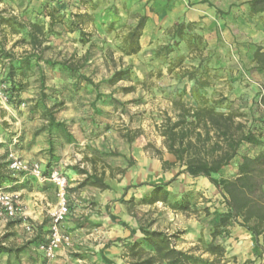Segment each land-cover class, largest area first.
I'll return each mask as SVG.
<instances>
[{
    "label": "rangeland",
    "instance_id": "rangeland-1",
    "mask_svg": "<svg viewBox=\"0 0 264 264\" xmlns=\"http://www.w3.org/2000/svg\"><path fill=\"white\" fill-rule=\"evenodd\" d=\"M154 1L56 0L55 4L50 7H44L40 15L45 17L52 7H56L58 14L63 16V22L66 27H68L70 21H76L78 23L77 26L79 25L84 29L86 36H88L87 38H90L89 40L93 36L97 37L90 44L91 47L92 45L97 47L98 42H102L103 47H106L108 44L104 52L107 58L103 57L102 61L103 70L93 73L95 78L102 77L104 80H110L116 71L127 69L129 66H132V61L136 62L137 71L135 73L132 72V74L130 72L126 79L119 81L121 89L124 88L126 90V88H130L131 90H126L127 92L125 94H122L121 90V94L118 96L119 102L116 108H114V112L107 114L104 120L103 128L106 130L111 129V134H107L105 137H96L98 142L95 145L100 146L104 157L98 159L96 166L91 165L89 160L88 163L90 167L97 168L98 175L104 173L105 181L113 184V191L109 193H120L121 196L128 198L125 202L131 204V207L134 206L132 210L134 211L133 217L137 227L147 226L149 229L163 230L172 236L178 249L190 251L197 256L207 258L209 257V253L206 251L207 243L205 242V235L209 237L210 234L212 236L214 221L217 219V216L213 217L211 212H209L211 211L209 210L211 206L204 208L202 205L208 201L213 203L218 202L224 196L223 192L216 186L214 187V184L208 177L203 175L195 176L191 178L192 181L185 182V185L198 187V190L196 192L194 191L195 195H190L192 203H198L194 210H191V206L186 210L175 209L159 201L152 204L148 210L146 206V211H144L143 205L139 201H135V197H131V194L139 195V192L143 191V184L127 183V186L124 187V184L127 182V172L135 163V160L130 158L133 151V140H135L134 143L137 141L141 143L145 142L146 152H150L153 160H159L158 164L152 167V187L157 183H161L159 181L165 180L166 182L164 183L172 193V196L177 198L183 197L180 193L184 189V186L180 185L181 182H179V179L181 173L186 172V167L180 169L184 164L177 161L176 156L169 152L162 132L165 125L169 123V119L173 122L178 119L182 104H194L195 101L191 94V89L185 92L181 87L189 81L184 76L185 71L192 70L193 66H197L201 58L204 59V65L207 64L208 69L213 71L209 72V74L211 73L210 75L212 76L215 74L216 77L211 76L210 86L202 89V93L211 101L217 102L219 110L233 112L237 115V120L242 121L247 126L251 125L254 129H259L264 119V108L256 103L255 99L259 97L261 87L264 90V71L262 75H259L260 71L252 63L251 56L256 46L260 45L264 48V13L250 18V20L257 23L255 27L251 24V31L245 29L242 26L243 24L232 23L227 25L229 31L235 36V39H227V42H224V51L226 50L233 57L230 58L232 61L230 64L228 62L225 65L222 62L220 57L223 54L220 50L217 51V49H213L208 45L202 52L195 51L191 53L186 40L177 42L176 39L172 38L170 30L174 25L170 28L164 27L161 35L154 36L150 40L145 41L146 46L144 52L134 55L129 63L128 58L125 56L128 54L125 52V47L127 46L124 39L130 27L137 24L139 16H148L147 14L154 11L152 8ZM23 12L21 10L17 12V9L11 5L7 7L3 6L0 8V24H12L13 31H26V28L23 27L25 24L16 20L19 16H23L21 13H27L26 9ZM189 23H193V25L191 29L186 30L188 37L202 35L206 41L202 34L203 28L201 23L187 22L186 24ZM54 31L56 33L58 32V30ZM248 33L252 36H249ZM246 37H251V41L244 40ZM6 39L10 46L9 37ZM11 40H13V37ZM25 41L26 38L23 34L17 42L19 44H25ZM184 42L187 44L185 51L181 47V45L185 44ZM168 48L173 50L167 53ZM8 49L12 52L9 53L7 50H0V81L6 85L5 92L8 95L6 104L4 106L0 105V135L2 133L4 135L2 138V135L0 136V163L7 164L9 163V155L11 152H15L21 156L19 152L17 153V150L26 149L25 145L23 148L20 147L21 138H30L32 130L34 129L31 118L24 120L25 123L23 122L24 114L28 112L29 107L24 102L33 98V96H28V94L31 95L29 86L16 81V75L20 74L19 70L15 76H11L10 73L13 69L12 67H16L14 65L18 66L23 61V59L18 60V57L23 56L26 52L25 50L19 49L12 50L11 47ZM58 51L51 50L52 56L50 60H54L55 62L67 61L76 65L80 64L81 60L79 58L68 56L67 52L64 55H60ZM8 55H11V57H8ZM228 65L235 67L238 71L244 69L243 71L245 72H238L240 75L237 76L232 73L230 79L219 80L218 78L224 75L223 71H225ZM201 72L202 70L199 73ZM190 83L192 84L191 81ZM235 86H238V92H235ZM23 92H25L24 98L21 96ZM57 99L58 102L55 101L52 106L59 109V107H62L59 103V101H62V98L58 96ZM4 117L6 118L4 119ZM22 127L26 130L25 132H20ZM24 133L25 136L23 135ZM129 136H133L134 139L130 141ZM212 143L213 141H209L207 147H211ZM203 152L201 155H204ZM259 153H262V146L260 144L245 142L240 149L239 156L230 165L224 167L216 176L226 178L236 177L241 155L248 154L255 156ZM166 156H170L176 160H168L171 165L163 167L162 159L165 160ZM25 159L32 162L31 159ZM107 159H112L114 166L109 164ZM124 163H126L125 168H123ZM176 169H179L178 173L171 176V173ZM7 171L8 178H5L3 184L12 192L18 193L22 188L26 189V191H33L36 185H43V183H50V185L55 186L52 182L39 181L30 173H14L8 167ZM24 192L20 193L23 194ZM52 192L56 195V202L58 204L57 188L55 191V187L52 186ZM101 192L103 193V191ZM187 194L188 192H185L184 195ZM127 204L125 203V205ZM86 207L95 209L93 203L86 204ZM128 209L130 214V208ZM23 212V217L10 220L2 229V237L5 242L4 246L12 249H20V251L17 253L0 252V264H33L32 257L34 256L33 252H35L33 246L38 243V249L41 251L39 248L41 243L47 242L51 237L50 228L49 230L44 229V232L41 234L36 222L28 217L24 209ZM101 216L106 217L107 214L102 213ZM115 217H111V220L108 219L109 223H106L104 220H101L102 222H93L87 219L88 216L86 215L72 214L70 212L67 219L61 225L62 233L68 235L69 240L62 242L56 256L52 259L47 258L41 251V264H52L53 261L60 257L59 251L64 245H71L67 252L69 260L66 264H97V258L100 259V255L103 253L105 247L116 245L114 242L127 240V238L117 237V235L123 229L122 227L129 228L128 224L122 221L121 217H119L120 220L117 219L118 216ZM193 220L199 222V225H201L199 229L202 227L199 238L196 237V232H194ZM26 222H33L35 224L33 232L26 230ZM51 222L52 218L50 227ZM123 222L126 223V226L122 224ZM117 223L120 226H117ZM140 234V237L136 240L143 237L141 230ZM225 241L224 237L218 238V242L223 243L226 247L225 264H244L245 262L243 263V260L240 258L241 256L232 253V251L234 252L233 245H237L238 241L233 240V244L225 243ZM131 242L133 240L129 243ZM103 244L105 246L101 247ZM78 245L83 248H77ZM127 251V247L123 248L121 255H123L125 263L130 264L131 259L127 256ZM103 263L105 262L103 261ZM55 264H58V262H55ZM121 264L124 263L122 262Z\"/></svg>",
    "mask_w": 264,
    "mask_h": 264
},
{
    "label": "crops",
    "instance_id": "crops-1",
    "mask_svg": "<svg viewBox=\"0 0 264 264\" xmlns=\"http://www.w3.org/2000/svg\"><path fill=\"white\" fill-rule=\"evenodd\" d=\"M247 1L248 0H209V2H204V0H155L152 6L154 11L147 14L145 27L140 37L141 50L136 54L144 52L146 46L145 41L150 40L154 36L157 37L161 35L164 27L170 28L179 22H200L203 28L202 34L206 39L207 45L213 49H217V51L220 50L223 54V56L220 57L222 62L225 65L228 64V62L230 64L232 62L230 58L233 57H231L226 50L224 51V42H227V39H235V36L229 31L227 25L232 23L243 24L242 26H244L245 29H249V31H251L252 25L254 27L257 25L255 21L250 20L252 17L249 15L250 11ZM55 2L56 0H0V8L11 5L17 9V12H19V10L23 12L24 9H26L27 13H21L23 16H19L16 19L17 21L24 24L29 21H38L44 23L46 29H48L51 19L48 14L44 17L40 15V12L44 7H50L55 4ZM219 10L223 13L219 12ZM11 26L12 24L8 23L0 24V50H7L9 53L12 52L8 49L10 47L12 50H25L26 53L18 57V60H24L25 57L33 53L32 47L28 42L19 44L17 41L23 34L26 40H29L27 34L28 30L26 28V31L22 32L13 31ZM54 30H58V32L56 33L53 31L47 34V40L43 42L42 46L35 52L36 54L31 58V63L22 67L21 70H23L25 74H17L15 77L17 82L25 83L26 86H29L31 95L28 94V96H33V98L24 102L29 107L28 112L24 114L25 117H23V122L31 118L34 124L31 137H23L20 141V147L23 148L25 145L26 149H19L17 153L19 152L23 158L25 157L32 161L40 162L46 174H49L53 169L58 167L63 169L69 180L70 187L68 189V199L72 214L86 215L88 216L87 219L93 222H102L101 220H104L106 223H109L111 217L118 216V220H120L119 217H121V220L128 224L129 228L122 227L123 229L119 231L120 234L118 233L117 235V237L127 238V240L114 242L116 245L105 247L103 253L100 255V259L97 258V264H121L122 262L126 264L123 260V255H121L123 248H126V245L131 240L135 241L141 235L140 228L136 226L133 217L134 211L132 209L134 206L131 207V204L125 202L128 200L126 196L123 197L120 193H109L113 191V184L109 181L105 182L109 184L110 188L105 190L90 185L83 186L82 183L86 178V174L81 173L80 169H87L90 174L98 173L97 168L90 167L88 163L89 160L91 165L96 166L98 159L104 157L100 146L95 145V143L98 142L96 137H105L107 134H111V129L106 130L103 128L104 120L107 114L114 112V108H116L119 102L118 96L121 94V90L122 94H125L127 91L124 88H120L119 81L112 83L109 80H104L102 77L95 78L93 76V73L103 70L102 61L103 57L107 58L104 52L108 44L106 47H103V43L98 42L97 47L95 45L91 47L90 44L97 38L96 36H93L91 40L83 42L81 32L69 31L64 22L58 23L54 27ZM249 36L252 35L249 34ZM7 37L10 39V46L6 41ZM12 37L13 40H11ZM236 37H238V35H236ZM251 39V37L244 38V40L247 41H251ZM184 43L185 44L181 45V47L182 50L185 51L187 44L186 42ZM51 50H59L58 52H60V55H64L67 52L68 56L79 58L81 61L78 65V71L76 72L64 67L60 63L63 61L55 62L54 60H50L52 56ZM136 54L125 55L129 63ZM38 55L41 57L39 60L36 59ZM132 62V66L127 68L131 74L137 71L136 62ZM21 64L22 63H20V65ZM243 70L244 69L241 71L245 72ZM241 71L228 65L225 71H223L224 75L218 79H230L232 73L237 76L240 75L239 73ZM259 71V75H262L263 71ZM209 72L213 71L210 70ZM82 76L90 78L93 82L85 80ZM212 77L216 78L215 74ZM190 84V81H188V83H184L181 88L187 92V90L192 87V84ZM235 90V92L239 91L238 86H235ZM24 93L25 92L21 95L23 98ZM58 96L62 98V101H59L62 107H59V109L52 106L55 101L58 102ZM49 112H52L55 118L54 123H50L48 120L47 115ZM5 118L6 117H4V119ZM25 131L24 127L20 129V132ZM1 135L2 138L4 135L3 133ZM23 135L25 136V133ZM134 141L135 140H133V151L130 158L135 160V163L127 172V182L124 184V187L127 186V183L143 184V191L139 192V195L131 194V197H135V201H139V203L143 205V210L146 211V206L148 210L152 205L146 202V199L151 196L153 190L151 185L152 167L156 166L159 160H153L150 152H146L145 142L141 143L137 141L134 143ZM165 160L175 161L176 159L166 156ZM107 161L114 166L112 159H107ZM125 167L126 163L123 164V168ZM184 167L186 166L183 165L180 169H184ZM178 171L179 169H176L171 173V176L178 173ZM193 177L195 176L188 172L181 173L179 182H181V186H184V189L180 193L181 195H184L185 192L190 193L191 196L195 195L194 191L196 192L198 187L194 185H185V182L192 181L191 178ZM159 182L164 183L166 181L161 180ZM52 186L55 187L56 191V185L43 183V185H36L35 187L37 189L35 188L33 191H26V189L22 188L20 192H25L23 194L18 192L24 211L31 220L36 222L41 234L44 232V229L49 230L51 221L50 211H52L53 207L57 204V198L52 192ZM101 191H103V193ZM89 203H93L95 209L87 208L86 204ZM125 203L127 205H125ZM197 205L198 203H192L191 210H194ZM202 206L204 208L211 206L209 208L211 211L209 212H211L213 217H219L221 214L228 211L226 198L224 196L216 203L208 201ZM127 207L130 208L131 215ZM108 210L110 212L109 214ZM102 213H106L107 216H101ZM192 222L196 237L199 238L202 227L199 229L201 225H199L198 221L193 220ZM116 225L120 226L119 223ZM228 231L229 235L224 237L226 240L225 243L233 244V240L238 241L237 245H233V254L241 256L240 258L243 260V263L248 260H254V264H264V233L262 236L258 237L249 229L238 223L229 225ZM211 240L212 236L210 234L209 237L205 235L206 243H209ZM38 245L39 244L36 243L33 246V250H35V252H33L34 256L32 257L33 264H41L42 252L39 251ZM69 246L64 245L62 247L59 251L60 257L53 261L52 264H55V262H58V264L67 263L69 260L67 253ZM104 246L105 244L101 247ZM77 248L83 247L78 245ZM105 257L112 261V263H108ZM103 261L105 263H103Z\"/></svg>",
    "mask_w": 264,
    "mask_h": 264
},
{
    "label": "trees",
    "instance_id": "trees-1",
    "mask_svg": "<svg viewBox=\"0 0 264 264\" xmlns=\"http://www.w3.org/2000/svg\"><path fill=\"white\" fill-rule=\"evenodd\" d=\"M209 2V0H204ZM249 15L255 17L264 13V0H248ZM219 12H222L219 10ZM51 19L49 28L41 22H26L23 26L28 30V42L33 50L32 54L21 61V65L12 67L11 76H15L19 69L20 74L24 65L31 63L35 52L47 40L48 35L54 31V27L63 22V16L58 14V9L52 7L48 11ZM147 16L141 15L136 25L131 26L124 42L126 54H136L141 50L140 37ZM76 21H70L67 29L69 31H80L83 42L89 39L84 29L77 26ZM193 23L185 22L176 23L170 30L172 38L179 41H187L191 53L195 51L202 52L207 47V43L202 35H193L188 37L187 29H191ZM176 42V43H177ZM173 49H167V53ZM1 54V52H0ZM11 57V55H8ZM40 55L36 56L39 60ZM13 61V58H12ZM11 61V62H12ZM251 61L256 69L264 71V48L256 46ZM64 67L78 71L79 66L67 61L60 62ZM206 64V63H205ZM192 70L185 71L184 76L192 82L191 94L194 97V104H182L178 119L165 125L162 135L165 137V143L170 153H173L177 161L186 166L185 171L193 176H206L210 181L220 189L228 206V211L217 217L214 221L212 231V240L206 244V251L209 257L204 258L197 256L190 251L178 249L172 239V236L163 230L149 229L147 226H141L143 234L141 239L127 244V256L130 257V264H225L226 247L223 243L218 242L219 237L229 235L228 226L232 223H238L249 229L256 236H262L264 233V119L259 129L247 126L242 121L237 120V115L233 112H226L218 109L217 102L211 101L202 93V89L210 86L209 69L207 64L204 65V59H199L197 66ZM17 69V70H16ZM202 70V74L199 73ZM130 74L128 69L116 71L109 80L114 83L123 79ZM200 74V75H199ZM206 76V77H205ZM83 77V76H82ZM89 82H93L88 77H83ZM126 90H131L126 88ZM45 95V94H44ZM255 102L259 104L256 97ZM264 104V98H262ZM50 123L55 122L52 112L48 113ZM133 136H129L132 141ZM213 141L211 147L207 143ZM245 142L260 144L262 153L255 156L248 154L241 155L238 163L237 176L234 178L217 177L221 170L230 165L231 162L239 156L241 147ZM204 151V155H201ZM163 161V167L171 165L168 160ZM8 164L0 163V185H3L5 178H8ZM80 172L86 174L82 185L98 187L102 190L110 188L105 182L104 173H89L87 169H80ZM8 190V189H7ZM163 202L175 209L186 210L190 208L192 201L190 193L183 195L181 198L172 196L165 183L154 185L151 196L146 202L154 204ZM126 226V223H122ZM134 234V233H133ZM20 249H12L0 245V252H19ZM108 263L112 261L105 257ZM254 260H248L244 264H254Z\"/></svg>",
    "mask_w": 264,
    "mask_h": 264
},
{
    "label": "built area",
    "instance_id": "built-area-1",
    "mask_svg": "<svg viewBox=\"0 0 264 264\" xmlns=\"http://www.w3.org/2000/svg\"><path fill=\"white\" fill-rule=\"evenodd\" d=\"M6 85L0 81V105L4 106L8 100V95L5 92ZM258 97L259 104L264 108L262 103L264 90L260 89ZM8 168L14 173H30L41 182H52L56 185L58 204L51 211V237L47 242L41 243L40 250L49 259L56 256L58 249L63 241H68L69 236L62 233L61 225L67 219L71 212L68 201V186L69 180L61 167L53 169L49 174L44 172L40 162L29 161L15 152L9 155ZM23 207L20 200V195L17 192L7 190L3 185H0V245L5 242L2 237V229L10 220L20 219L23 217ZM26 230L33 232L35 224L33 222L25 223Z\"/></svg>",
    "mask_w": 264,
    "mask_h": 264
}]
</instances>
